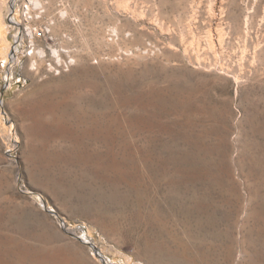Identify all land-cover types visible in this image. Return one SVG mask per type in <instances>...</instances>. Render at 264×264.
<instances>
[{
  "label": "rangeland",
  "instance_id": "1",
  "mask_svg": "<svg viewBox=\"0 0 264 264\" xmlns=\"http://www.w3.org/2000/svg\"><path fill=\"white\" fill-rule=\"evenodd\" d=\"M0 264H264V0H0Z\"/></svg>",
  "mask_w": 264,
  "mask_h": 264
},
{
  "label": "bare ground",
  "instance_id": "2",
  "mask_svg": "<svg viewBox=\"0 0 264 264\" xmlns=\"http://www.w3.org/2000/svg\"><path fill=\"white\" fill-rule=\"evenodd\" d=\"M44 4V3H43ZM42 4V8L41 11L42 13L38 15L41 16V19L38 21H35L33 18V12L32 10L29 8V12L28 15L31 16V19L26 21L27 26L30 28L31 33L30 36L32 38V47H31V55L29 57V61L32 62L33 64V74L36 72L38 73L40 70H42L44 68V66L48 63L51 62V65L49 66L50 68L47 70V74L49 75L50 73H52V70L57 69V67H61L60 65V61L55 63V57L57 56L56 59L60 58L61 54L60 52L55 54V57L50 53V49H46V48H42V45L40 43V39L38 37L39 33L42 31V25L41 24H45V26L48 27L49 29V37H52L55 41L57 42H62L61 44L64 45L65 41L64 38L62 37V33L58 32L56 27V23H54V25H51V23L56 22L55 18L52 15H46L47 11L50 10L49 7H47L45 4ZM71 6V5H70ZM45 10V11H44ZM44 11V12H43ZM61 12V11H60ZM46 13V14H45ZM44 15H46L47 17H49V19L44 20ZM56 17V16H55ZM63 20V19H62ZM59 23V22H58ZM105 35V34H104ZM103 39V38H102ZM75 40V39H74ZM109 43V42H108ZM100 45V44H99ZM54 50V49H53ZM55 51V50H54ZM57 52V51H56ZM75 52V51H74ZM78 56V55H77ZM28 61V60H27ZM58 61V60H57ZM83 64V63H82ZM27 68V67H26ZM29 76V75H28ZM32 76V75H31ZM33 77V76H32ZM48 78V76H47ZM33 81V80H32ZM31 81V83H32ZM33 84V83H32ZM36 95V94H35ZM54 102V101H53ZM90 142V141H89ZM260 255V254H259Z\"/></svg>",
  "mask_w": 264,
  "mask_h": 264
}]
</instances>
